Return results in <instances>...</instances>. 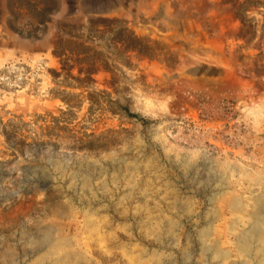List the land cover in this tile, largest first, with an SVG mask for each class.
Segmentation results:
<instances>
[{"label": "rangeland", "instance_id": "374dc122", "mask_svg": "<svg viewBox=\"0 0 264 264\" xmlns=\"http://www.w3.org/2000/svg\"><path fill=\"white\" fill-rule=\"evenodd\" d=\"M243 1L0 0V264H264V0Z\"/></svg>", "mask_w": 264, "mask_h": 264}, {"label": "trees", "instance_id": "16d2710c", "mask_svg": "<svg viewBox=\"0 0 264 264\" xmlns=\"http://www.w3.org/2000/svg\"><path fill=\"white\" fill-rule=\"evenodd\" d=\"M263 4L261 0H245L242 3H239L238 9L239 16L245 13L247 8H242V6L254 7L255 5ZM116 28L113 31V38L116 41L117 50L119 53L122 54H133L134 58L139 59H152L154 58L155 54L153 52V45L150 41L146 39H141L134 35L132 32L127 30V28L123 27V25L119 22H116ZM63 51H55V55L57 57H64ZM88 61V60H87ZM70 59L65 58L64 61L61 62L62 64V71L66 72L65 76L68 80L73 81L78 85V87H82V85L86 84L87 82H92L91 76L98 71V66L96 62H87V68L85 70H79L78 74L84 75V78L80 77H73L69 74L72 67L69 65ZM106 65V64H105ZM125 111V116L129 119H137L138 121H142V119L138 118L136 114L128 113L126 108H122ZM38 143V141H37Z\"/></svg>", "mask_w": 264, "mask_h": 264}]
</instances>
